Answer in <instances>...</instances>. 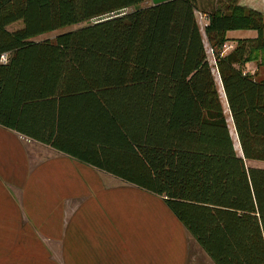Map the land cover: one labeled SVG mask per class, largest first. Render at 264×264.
Segmentation results:
<instances>
[{
  "label": "trees",
  "instance_id": "16d2710c",
  "mask_svg": "<svg viewBox=\"0 0 264 264\" xmlns=\"http://www.w3.org/2000/svg\"><path fill=\"white\" fill-rule=\"evenodd\" d=\"M222 2L207 12L198 0H0V124L28 131L25 110L47 108L60 120L62 107L47 99L100 101L109 90L123 130L109 128L100 151L70 148L52 126L35 139L163 196L216 264H264V167L246 162L264 161V76L245 68L264 66V13L240 0ZM19 21L22 27L8 29ZM234 30L255 33L230 39Z\"/></svg>",
  "mask_w": 264,
  "mask_h": 264
},
{
  "label": "crops",
  "instance_id": "0c3cea01",
  "mask_svg": "<svg viewBox=\"0 0 264 264\" xmlns=\"http://www.w3.org/2000/svg\"><path fill=\"white\" fill-rule=\"evenodd\" d=\"M235 32L246 33L228 35ZM104 94L100 101L94 96L47 99L54 110L62 107L63 117L56 120L47 108L30 116L25 110L28 131L0 124V264H216L163 196L35 139L34 133L52 126L70 148L100 151L109 128L123 130L115 115L118 105L112 106L109 90ZM129 119L142 121L141 116Z\"/></svg>",
  "mask_w": 264,
  "mask_h": 264
},
{
  "label": "rangeland",
  "instance_id": "374dc122",
  "mask_svg": "<svg viewBox=\"0 0 264 264\" xmlns=\"http://www.w3.org/2000/svg\"><path fill=\"white\" fill-rule=\"evenodd\" d=\"M240 2L241 3L243 2L244 4H246L247 7L250 6L252 8H256L257 10H260L262 13H264V0H240ZM198 4H199V8H198L199 10L205 9V10H207V12H210V11H215V10L219 9L223 5V2H222V0H198ZM132 9H133V7L124 8V9L119 10L117 13L113 12V13H110V14L103 15V16L100 17V19L107 18V17H109L111 15H115V14L125 13V12H128V11H131ZM197 18H198L200 27H201V29L203 31L204 39H205V41H207L205 33H204V30H203V27H204L203 20H202L201 15H200L199 12H197ZM22 25H23V23L21 21H19V22H16V23L10 25L8 27V29L9 30H15V29H18V28L22 27ZM82 25H85V23L62 27L60 29H57V30H54V31H51V32L40 34V35L36 36L35 39L36 40H42V39L47 38V37L53 38V37H55V35L57 33H61V32H64L66 30L76 29V28H78V27H80ZM236 31H244L246 33H253V34L255 33L252 30H236ZM246 33H237V32H235V33H230V34H232L231 36L233 38L234 37L236 38V37H239L238 35L246 34ZM228 37L230 39H233L229 35H228ZM228 43L230 44V42H228ZM206 48H207V52H208V56H209L210 62L212 64H214L215 63L214 62V57L211 55L212 52L210 50V46H209L208 42H206ZM257 64H258L257 62H249V63H247L245 65V67L251 69L253 74L256 72L258 78H262L264 76V66H258ZM214 72H215V74L217 76V80H218V82L220 84V87L222 89V85H221V81H220V78L218 76V73H217V71L215 69H214ZM229 116L230 115H228V117ZM229 125H230L231 133H232V136L234 138L236 147L239 149V143H238L237 135H236V132H235V129H234V126H233L231 120H229ZM246 162H247L248 166L264 167V161L247 160Z\"/></svg>",
  "mask_w": 264,
  "mask_h": 264
},
{
  "label": "water",
  "instance_id": "95a60500",
  "mask_svg": "<svg viewBox=\"0 0 264 264\" xmlns=\"http://www.w3.org/2000/svg\"><path fill=\"white\" fill-rule=\"evenodd\" d=\"M163 1H166V0H153V2H154L155 4H158V3L163 2Z\"/></svg>",
  "mask_w": 264,
  "mask_h": 264
},
{
  "label": "built area",
  "instance_id": "2783aa9c",
  "mask_svg": "<svg viewBox=\"0 0 264 264\" xmlns=\"http://www.w3.org/2000/svg\"><path fill=\"white\" fill-rule=\"evenodd\" d=\"M201 18H202V17H201ZM225 47H226V48H231L232 45H231V44H226Z\"/></svg>",
  "mask_w": 264,
  "mask_h": 264
}]
</instances>
